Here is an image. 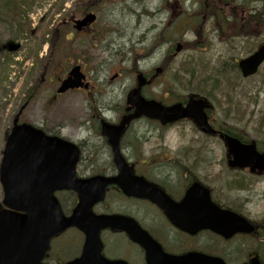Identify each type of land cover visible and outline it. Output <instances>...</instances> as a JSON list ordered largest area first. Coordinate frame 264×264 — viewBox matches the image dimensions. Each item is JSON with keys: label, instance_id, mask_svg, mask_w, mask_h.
Wrapping results in <instances>:
<instances>
[{"label": "rangeland", "instance_id": "374dc122", "mask_svg": "<svg viewBox=\"0 0 264 264\" xmlns=\"http://www.w3.org/2000/svg\"><path fill=\"white\" fill-rule=\"evenodd\" d=\"M77 1L19 0L16 10L7 4V0H0V47L10 40L21 45L18 53L0 52V164L4 134L10 130L13 118L20 112V119L43 128L67 125L63 133L73 140L87 137L85 124L88 126L100 117L113 116L114 113L108 112V109L120 104L122 87L129 82L123 78L114 83L110 80L124 68L126 72L132 70L131 62L124 61L130 58V53L126 51L129 39L136 44L142 36L143 59H146L141 67L147 72L166 58L168 49L172 47L174 53L178 43L184 45L182 52L169 65L167 84L161 82L164 78L160 79V83L148 89V96L184 98L192 90L184 92L182 89L187 86L180 87L179 80L174 87L173 78L178 79L179 70L185 63L206 62L221 71L203 73V78L210 79L208 91L216 79L221 85V89L210 97L215 106L213 117L219 124L231 126L250 139L264 143L261 138L264 131H258V121L264 112V65L258 75L245 81L232 75L235 60L245 58L264 43V0H106L107 4L100 10V20L95 25L100 33L99 39L89 33L77 34L72 26H68L81 12V4ZM108 2L113 3L108 5ZM88 5L91 7L93 4ZM132 6L136 7L135 10L129 9ZM251 14L258 15L261 21L249 27L247 18ZM54 30L59 35L56 39ZM159 43L161 48L157 46ZM135 48L138 50V47ZM140 53L134 51L137 60ZM85 60L88 62L86 71L96 79L95 84L101 86L94 103L87 100L82 92L57 96L53 101L52 96L57 94L56 86L49 83L52 74L63 76L65 68ZM180 74L187 81L188 77ZM222 76L226 78H217ZM123 77L128 79L126 73ZM158 127L155 123L143 122L146 136L143 150L147 155L162 148L173 151L194 149L195 159L198 158L195 166L203 172L199 175L211 179L213 185H219L217 193L220 201L235 205L247 200L250 216L262 221L264 178L254 179L247 174L226 172L225 147L217 139H205L197 131H188L185 136L175 131L161 135ZM206 150L213 151L209 155L212 162L207 161L209 151ZM222 173L227 179L225 191L218 182ZM238 178L243 180L244 189L230 187L229 184ZM2 198L0 183V204ZM204 241L205 238L201 237V244ZM213 241L210 238V245ZM217 245L219 251L227 249L231 264L245 263L248 250L243 241L236 240L233 247H228L229 244ZM220 253L223 255V252Z\"/></svg>", "mask_w": 264, "mask_h": 264}, {"label": "water", "instance_id": "95a60500", "mask_svg": "<svg viewBox=\"0 0 264 264\" xmlns=\"http://www.w3.org/2000/svg\"><path fill=\"white\" fill-rule=\"evenodd\" d=\"M94 20L95 16L89 15L83 21L77 22V28L81 29ZM18 49L17 45L12 46L11 51ZM180 50L181 46L177 51ZM263 62L264 45L251 57L242 60L239 67L243 76L249 77L258 72ZM72 76L75 80L65 82L59 90L60 93L81 86L78 68L74 69ZM134 101L137 102L136 117L144 115L159 120L163 124L190 118L207 133L213 132L204 112L205 108H208L204 100L192 99L185 109L180 104L164 108L155 101L141 98L139 93L134 94ZM122 130L121 127L113 132L109 126L104 127V133L116 149ZM53 141L57 140L47 138L43 132L28 125L16 126L8 138L1 167V183L5 192L3 203L7 209L0 211V264H17L15 262L19 261L20 255L22 257L35 255V261L38 264L49 247L50 239L70 226H77L87 235L83 264H122L109 262L100 255L102 247L99 231L109 226L108 218H96L94 226L85 225V221L91 219L90 208L103 198L105 187L114 181L102 178L98 188L94 186L97 180L77 181L75 178L77 156L76 152L70 153L72 149L77 148L65 143L61 145L62 149L68 150V164L64 171L66 178L61 180V185L52 187L54 184L51 183L49 169L45 162L51 150L60 148L55 145L57 142ZM227 146L232 156L228 162L231 168H250L252 173L264 172V153L257 151L255 143L243 144L236 138L228 137ZM117 164L122 172H126V165L120 156H117ZM122 188L129 196L149 198L158 203L177 228L190 234L210 230L225 239H230L238 233L251 234L255 230L245 218L214 204L210 192L199 184H195L188 191L180 205H174L171 202L167 204L164 194L146 182L136 185V189ZM58 189H73L80 196V204L74 216L69 219L63 216L59 203L53 197L54 191ZM16 212H23L25 215ZM150 251L151 264H226L219 257L201 253L171 257L163 254L160 248L156 249V256H154V249ZM250 264L261 263L258 258H254Z\"/></svg>", "mask_w": 264, "mask_h": 264}, {"label": "flooded vegetation", "instance_id": "af4514ba", "mask_svg": "<svg viewBox=\"0 0 264 264\" xmlns=\"http://www.w3.org/2000/svg\"><path fill=\"white\" fill-rule=\"evenodd\" d=\"M98 3V0H96V2L92 1L94 7H97ZM135 8L136 7L133 6L129 7V9L133 10H135ZM141 8H143V5H141ZM91 13L95 12L91 11ZM141 16H143V13ZM247 20H249L247 26L251 27L255 21L254 15L251 14V17L247 18ZM73 22L74 19L71 20L69 24L74 27ZM86 34L96 36V38L99 39L100 33L95 29V25L93 24L80 32V35ZM66 40H69V37H66ZM132 40L133 39H129L130 45L126 50L130 53V58L129 60H124L131 62L132 70L126 72L124 68L118 75L112 77L110 80L111 83H114L123 78L125 81L129 82L127 86L122 87L124 89L120 104H115L108 109V112L112 111L114 115L110 117H100L96 123H91L88 126L85 124V131L88 135L80 140H73L67 137L68 134L63 133L67 127V125L64 124H57V127L53 128L45 127V131L49 135L60 136L67 140H71L78 146L79 160L76 170L79 179H90L100 176L116 179L121 174L119 167L115 164L116 152L110 145L109 139L103 135L102 129L105 123L119 127L126 121L127 123L119 140V152L125 160L131 176L137 179L142 178L154 184L167 194L171 200L179 204L185 198L189 188L197 182V178L201 183L209 179L196 174L194 163L195 156L197 155L194 149L173 151L162 148L154 151L150 156L147 155L146 151L143 150V141H146V136L143 131V122L157 124L159 126L158 128L162 131L161 135H166L168 132L175 131L185 136L188 131L195 132V130H197L203 136L217 139L218 143L225 142L223 138L224 132H228L219 124L217 119L213 117V107L207 111L209 123L214 130V133L210 135L204 134L201 129L200 131L195 126L193 121L188 119L180 120L173 124L162 125L160 122H155L143 117H133L136 113V103L132 102V96L137 91L140 92L142 97L155 98L167 107L179 103V101L173 97L167 98L163 96L162 98H158L147 95L148 89L160 83V79L164 78L161 82L165 81V84H167L166 80H168L169 76V65L171 61L177 57V54L175 52L173 53V48L171 47L166 51V58L164 57L165 59L163 58L161 63L159 62L153 69L147 72L143 71L141 67V65H143V60L146 59H143V36L140 42L136 44H134ZM12 41L13 40L6 42L9 44L7 49ZM157 46L161 48V43ZM135 47H138V50H136ZM134 51L142 52L138 60L134 55ZM238 60H235V62ZM76 66L80 68L84 76V84L87 85L88 88L84 87L81 89L69 90L65 94L82 92L85 93L87 100L94 103L101 91V86L96 85L94 82L96 79L92 78L86 71L88 66L87 60H85L84 63L78 62L76 65L68 66L63 70V76L56 75L55 77L54 75L50 77L49 83L53 84L58 89L61 83L69 77L71 70ZM157 69H160V72H158ZM124 73L127 74L128 79L123 77ZM144 79V84L146 85L143 88ZM175 80L177 81V78ZM176 81L172 82L174 87ZM102 86H105V84L102 83ZM57 96L62 95H53L52 100L55 101ZM186 102L182 104L185 106ZM91 121L94 122L95 120L91 119ZM98 141L101 143L100 145ZM206 151H209L206 155L207 157L213 152L210 150ZM170 155H174L175 158L170 157ZM60 163H62V160ZM199 173L203 172L199 171ZM56 196L59 199L64 214L66 216H71L79 202L78 195L73 191H61L57 192ZM246 201L247 200L241 202V207L249 214L250 203ZM223 205H225L224 202L222 206ZM225 207L226 206H224V208ZM92 211L95 215H109L123 219L121 223H119V227L122 229L109 228L101 232L103 255L109 260L122 261L128 264H148L147 251L143 248V245H140L134 240L133 233H127L123 230L125 226L129 227L131 232H134L136 227L139 228L140 232H147L168 254L180 256L190 252L204 251V247L197 245V238L200 237L202 233L196 236L179 230L169 221L165 212L158 205L150 200L126 196L118 184H110L107 187L105 200L95 205ZM204 233L208 234L209 232ZM238 237L243 236L239 235L233 239H237ZM257 240L258 242H256L258 245L260 244V240L259 238ZM84 241V235L75 228L68 229L64 233L55 236L51 240L49 250L44 255L42 264H69L77 261L81 258Z\"/></svg>", "mask_w": 264, "mask_h": 264}, {"label": "trees", "instance_id": "16d2710c", "mask_svg": "<svg viewBox=\"0 0 264 264\" xmlns=\"http://www.w3.org/2000/svg\"><path fill=\"white\" fill-rule=\"evenodd\" d=\"M81 11H85L86 10V7H84V9H80ZM261 19L259 20V23H260ZM54 37L55 38H58L59 35L56 31H54ZM188 63H186L184 66H186L185 68L187 73H189V85L188 87L190 88V90H192V92H194L195 94H198V95H202V94H208L206 96H209V94H211L208 89L204 88V86H207V84L209 83L210 79L209 78H203V73L200 72V71H197V68L196 70H191L190 71V68L189 66L187 65ZM199 68V67H198ZM197 71V72H196ZM188 75V74H187ZM217 78H226L225 76H222V77H217ZM217 80V79H216ZM230 80L227 79V83L229 82ZM184 82L181 81V83ZM206 84V85H204ZM204 85V86H203ZM203 86V87H202ZM258 131H264V112L260 115V120L258 121ZM227 132L233 134V135H236L237 137L241 138V140L243 142H249L250 141V138L247 137L245 134H242L240 132H236L234 130H231V129H227ZM261 138H262V141H264V135L261 134ZM257 144H258V147L260 150H264V143L263 142H258L257 141ZM263 226H264V220H263ZM256 237V235H253ZM253 238V237H251ZM251 239L249 240V242H247V246L246 248L251 251L252 250V244H251ZM209 254H216V250H214V248L212 249H209L208 252Z\"/></svg>", "mask_w": 264, "mask_h": 264}, {"label": "bare ground", "instance_id": "6f19581e", "mask_svg": "<svg viewBox=\"0 0 264 264\" xmlns=\"http://www.w3.org/2000/svg\"><path fill=\"white\" fill-rule=\"evenodd\" d=\"M7 4H9L10 7L11 6L14 7L16 10L18 9L17 7L20 5L19 0H7ZM254 20H255L254 21V23H255L256 21L260 20V17L258 15H255ZM188 66L190 68V71L191 70L194 71V70H196V68L199 67L198 69L202 73L213 72V71L221 72L218 68H216L214 66H210L206 62H203V61H190L188 63ZM228 75L230 76L231 72ZM228 84H230V81L228 82ZM204 85H206V84H204ZM204 88L208 89V86H204ZM209 88H210V92L215 93L221 89V85L216 80V81L212 82V84L210 85ZM236 183L238 186H243L242 180H238Z\"/></svg>", "mask_w": 264, "mask_h": 264}]
</instances>
